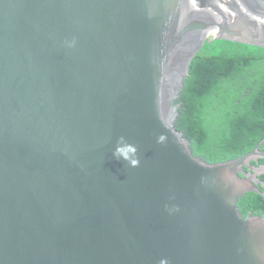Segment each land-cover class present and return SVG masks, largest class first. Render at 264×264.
Wrapping results in <instances>:
<instances>
[{
    "label": "water",
    "instance_id": "water-1",
    "mask_svg": "<svg viewBox=\"0 0 264 264\" xmlns=\"http://www.w3.org/2000/svg\"><path fill=\"white\" fill-rule=\"evenodd\" d=\"M212 39L264 47V0H0V264H264V140L213 164L177 127Z\"/></svg>",
    "mask_w": 264,
    "mask_h": 264
},
{
    "label": "trees",
    "instance_id": "trees-1",
    "mask_svg": "<svg viewBox=\"0 0 264 264\" xmlns=\"http://www.w3.org/2000/svg\"><path fill=\"white\" fill-rule=\"evenodd\" d=\"M212 40L193 61L176 105L177 127L193 154L214 164L237 159L264 140V47ZM238 206L243 219L264 216L261 194L246 193Z\"/></svg>",
    "mask_w": 264,
    "mask_h": 264
},
{
    "label": "clouds",
    "instance_id": "clouds-1",
    "mask_svg": "<svg viewBox=\"0 0 264 264\" xmlns=\"http://www.w3.org/2000/svg\"><path fill=\"white\" fill-rule=\"evenodd\" d=\"M74 45H75L74 39L70 42H67V47L69 48L73 47ZM159 139L160 141H162L164 138L161 137ZM112 156L114 159L122 160L130 168L138 167L140 163L137 147L134 144L128 143L123 137H120L117 140Z\"/></svg>",
    "mask_w": 264,
    "mask_h": 264
},
{
    "label": "flooded vegetation",
    "instance_id": "flooded-vegetation-1",
    "mask_svg": "<svg viewBox=\"0 0 264 264\" xmlns=\"http://www.w3.org/2000/svg\"><path fill=\"white\" fill-rule=\"evenodd\" d=\"M252 165V164H251ZM254 165H259V161L255 162ZM260 179V178H259ZM260 187V186H258Z\"/></svg>",
    "mask_w": 264,
    "mask_h": 264
}]
</instances>
